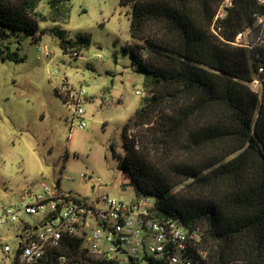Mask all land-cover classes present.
<instances>
[{
	"label": "trees",
	"instance_id": "trees-1",
	"mask_svg": "<svg viewBox=\"0 0 264 264\" xmlns=\"http://www.w3.org/2000/svg\"><path fill=\"white\" fill-rule=\"evenodd\" d=\"M222 1L121 0L132 7L126 51L144 75L146 96L123 127L120 168L136 197L155 199L159 217L200 229L207 256L198 264H264V48L233 44L241 31L258 32L264 2L234 0L215 32ZM70 14L71 0H0V58L25 59L3 37L40 39L46 31L78 56L89 35L41 29ZM256 76L259 91L250 85ZM81 245L66 238L62 250L34 264H61V253L72 262L115 264L93 260Z\"/></svg>",
	"mask_w": 264,
	"mask_h": 264
},
{
	"label": "rangeland",
	"instance_id": "rangeland-1",
	"mask_svg": "<svg viewBox=\"0 0 264 264\" xmlns=\"http://www.w3.org/2000/svg\"><path fill=\"white\" fill-rule=\"evenodd\" d=\"M131 9L121 0H71L69 21L41 23V29H65L68 39L89 35L90 45L78 56L65 52L48 31L40 39L20 32L3 37L25 59L0 58V208L37 191L42 180L60 182L63 190L89 200L104 194L127 202L136 197L120 168L123 127L146 96L144 75L126 51ZM65 80L86 90L84 128L73 123L74 106L60 95ZM40 217L27 215L26 220ZM22 232L21 223L0 225V264L11 261L3 246L12 247L13 257Z\"/></svg>",
	"mask_w": 264,
	"mask_h": 264
},
{
	"label": "built area",
	"instance_id": "built-area-1",
	"mask_svg": "<svg viewBox=\"0 0 264 264\" xmlns=\"http://www.w3.org/2000/svg\"><path fill=\"white\" fill-rule=\"evenodd\" d=\"M264 2V0H260ZM234 0L219 3L213 30L227 17ZM253 29L241 31L234 45L257 51L264 48V14L258 15ZM46 54L51 52L45 47ZM260 71L263 70L261 67ZM57 75V71L52 73ZM262 80L256 76L251 87L259 91ZM60 95L73 104L72 121L81 128L87 126L83 117L81 97L84 88L76 89L66 80L59 87ZM141 93V91H139ZM88 177L84 176V180ZM39 189L23 194L22 198L0 208V225L9 222L22 224L18 251L12 257V247L3 246V255L11 258L8 264H34L45 254L62 250L66 238L77 237L81 248L88 249V256L95 261L115 264H198L207 252L199 249L202 234L199 228L189 229L172 217H159L155 213L153 197H135L131 202L104 194L97 200L71 191L63 190L60 182L42 180ZM27 215L41 216L36 222L26 220ZM201 258H199V257ZM61 264H84L83 260L72 262L66 253L58 255ZM93 264V263H88Z\"/></svg>",
	"mask_w": 264,
	"mask_h": 264
}]
</instances>
